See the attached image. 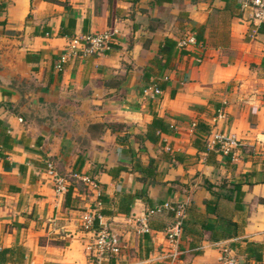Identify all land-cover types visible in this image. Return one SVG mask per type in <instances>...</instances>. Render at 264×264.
<instances>
[{
    "label": "crops",
    "instance_id": "obj_1",
    "mask_svg": "<svg viewBox=\"0 0 264 264\" xmlns=\"http://www.w3.org/2000/svg\"><path fill=\"white\" fill-rule=\"evenodd\" d=\"M250 15L248 0H0V264H91L102 229L118 246L108 264H218L223 249L264 264V22ZM103 30L108 48L60 62L72 38ZM188 31L200 45L181 50ZM153 114L166 131L150 140ZM198 122L209 126L200 148ZM216 134L234 137L226 154ZM146 165L153 176L137 178ZM141 189L117 212L122 192ZM168 199L185 203L173 262L176 213L144 218Z\"/></svg>",
    "mask_w": 264,
    "mask_h": 264
},
{
    "label": "built area",
    "instance_id": "obj_2",
    "mask_svg": "<svg viewBox=\"0 0 264 264\" xmlns=\"http://www.w3.org/2000/svg\"><path fill=\"white\" fill-rule=\"evenodd\" d=\"M251 6V19L254 22H264V0H248ZM111 39V33L108 30H103L100 32L88 33L81 35L80 37H74L71 39L67 46V53L61 56L60 62L66 60L67 56L70 54L75 55L77 50H81L86 54L100 53L104 49L108 48L109 41ZM176 45L179 49H186L189 46H198L200 42L197 41L195 33L192 31L185 32L181 37L176 40ZM201 60V57L197 59ZM59 67V66H58ZM153 91L157 92L156 88ZM217 117L224 120L225 114L223 111H218ZM213 144H219L222 152L226 154L229 150V145L235 142L233 136H224L216 134L213 138ZM45 171L51 177L54 183L55 189L57 191H66L67 182L63 179L61 175L56 171L52 161L46 162ZM73 177L80 179L83 185L91 187L92 189L98 190L97 182L94 179H90L87 176H80L73 174ZM185 206V203L180 200H164L152 207H149L146 211L144 218L151 216L153 214L162 213L167 210L174 211L176 213V219L169 224L165 229V239L167 241V253L169 262H173L178 259L179 256V242L181 237V218L180 214ZM93 217L89 215L84 216V226L88 228L92 223ZM148 226L144 222L138 228L140 232H146ZM94 255L91 260V264H108L110 257L118 254V246L115 243L113 235H111L108 230L102 229L97 232L94 241ZM218 264H241L235 256L231 255L226 249H223V254L219 258Z\"/></svg>",
    "mask_w": 264,
    "mask_h": 264
},
{
    "label": "trees",
    "instance_id": "obj_3",
    "mask_svg": "<svg viewBox=\"0 0 264 264\" xmlns=\"http://www.w3.org/2000/svg\"><path fill=\"white\" fill-rule=\"evenodd\" d=\"M158 50H159L158 54L160 55V57L164 58V61L161 62V60L158 59L155 65H157L159 68H162V69L166 68L175 52L174 42L167 38L164 40L163 44L159 47ZM157 130L166 131V124L163 122V120L160 117H158L156 114H153L151 122L147 125L145 138L150 139V140H155L156 138L155 132ZM195 132H196V136L194 138V141L196 142L195 147L200 148L201 146L198 143L201 141L205 143V137L209 134V126L203 122H198L196 123ZM201 137H203V140L200 139ZM119 170H120V167H118L116 171L112 173L114 174ZM139 173L141 175L137 178L146 180L145 177L151 178L153 176L154 168H152L151 165H146L139 169ZM69 191L70 189L66 190V194H68ZM143 196H146L145 189L122 192L121 195L119 196V200L117 201V212H122V213L129 212L133 200L135 198H140V197L142 198ZM98 199L100 202H102V204L103 202H107L108 200V198L104 194H100L98 196ZM100 212L104 213V209L102 207L100 208ZM97 224H98L97 220H94L93 227L97 228L98 227ZM227 225L233 226V227L235 226L233 223H230V222H228ZM181 229L183 230L182 221H181Z\"/></svg>",
    "mask_w": 264,
    "mask_h": 264
}]
</instances>
